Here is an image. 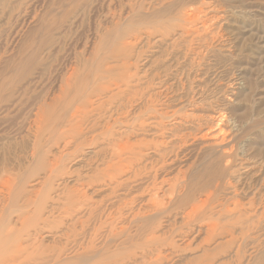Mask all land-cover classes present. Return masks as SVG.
Wrapping results in <instances>:
<instances>
[{
	"label": "rangeland",
	"instance_id": "1",
	"mask_svg": "<svg viewBox=\"0 0 264 264\" xmlns=\"http://www.w3.org/2000/svg\"><path fill=\"white\" fill-rule=\"evenodd\" d=\"M240 1L0 0V264L21 260L22 251L52 254L63 249L66 258L75 260L79 251L64 246L61 235L67 225L76 218L84 220L87 213L82 211L70 220L63 214L71 195L81 197L76 202L94 205L102 221L110 220L108 208L114 216L124 204L132 218L145 214L148 174L156 175L159 182L199 164L201 171L212 165L217 173V200L238 201L240 211L251 219L243 235L236 228L231 238L224 239L229 244L216 249L199 223L179 241L175 236L187 231L178 217L151 216L143 231L130 216L115 217L119 225L113 227L124 224L134 241L149 231L159 237L161 259L154 258L150 264H264V51H257L255 41L264 38V0ZM74 67L82 76V90L98 70L131 77L112 101L107 97L114 91L93 99L105 106L104 114L100 113L104 117L85 124L77 142L65 146L59 136L69 123L59 127L51 117L41 127L51 123L54 132L36 140L35 112L43 110L52 116L54 97ZM86 70L94 73L86 76ZM240 71L245 82L239 81ZM113 78L94 79L93 90H104ZM235 84L241 86L233 97ZM74 100L68 105L69 114L64 112L68 117L61 121L70 120ZM116 107L122 112H116ZM135 118L148 120L149 127L132 131L127 125ZM114 119L119 123L113 126ZM195 124L200 125L198 131ZM127 130L132 132L130 143L163 142L165 161L177 156L172 166L157 174L148 169L149 163L158 160L159 147L143 152V160L115 180L123 188L130 186V191H113L116 183L90 185L100 170H108L107 145L124 138ZM144 164L147 171L142 170ZM50 165L57 169L51 176ZM136 169L141 171L138 177L133 174ZM105 230L93 241L96 249L110 244ZM90 240L87 237L85 242ZM128 247L125 243L119 248Z\"/></svg>",
	"mask_w": 264,
	"mask_h": 264
},
{
	"label": "bare ground",
	"instance_id": "2",
	"mask_svg": "<svg viewBox=\"0 0 264 264\" xmlns=\"http://www.w3.org/2000/svg\"><path fill=\"white\" fill-rule=\"evenodd\" d=\"M229 1L235 2V1H240V0H229ZM255 41H257V44H258V47L256 48L257 51H264V38L256 37ZM115 57L116 56H113V59ZM118 61L120 62L122 60H118ZM22 66L23 64L20 67L19 66L17 67L21 68ZM19 68L17 70H19ZM110 70L111 69H109L108 71L106 70L107 72L103 70L104 73H101V74H100V71L98 70V74L95 77L90 76L91 73H94L93 72L94 70L92 71L86 70L85 72H83L85 73V75L87 74L86 76L89 75L90 79L87 78L89 80L87 81V84H86L87 86H85L84 88L85 90L84 89L82 90V87H83V82L81 81L82 76L79 73V71L75 69L74 67L73 72L70 74L67 81H65L64 86H61L60 94L57 97H54V100L52 102V107L50 108V112L52 116L46 115L43 110L35 112L34 119L32 121L33 128H36L35 139L41 140V137L44 133L48 131L50 133L54 132L55 127L51 126L52 125L51 123L49 125L47 124L44 125V129L41 127L42 123H44L46 120H48L51 117L52 123L53 124L58 123L59 127H61V125L63 127H67V123H69L68 130L60 134L59 136V140H63L64 143H66L65 146H68L71 143L77 142L78 137L81 135V128L85 124L91 121L94 123H97L96 117L99 119L100 117H104L102 116L104 112L101 110L104 109L105 106L102 103H99V101L97 103H94L95 101H93V99L99 98L100 96L106 94L107 92L114 91L115 94H111L109 95V97H107L109 101H112L115 97H117L119 94L122 93V90L124 91L127 85L126 80L131 77L129 76V77L124 78L122 74L115 75L111 73ZM112 70L114 71V68ZM116 70L118 71V69H115V72ZM104 75H107L109 78H112V77L114 78L109 80V83H108L109 85H107L108 87L104 88V90L94 91L95 90V89L93 90L94 79L98 78V79L104 80ZM243 77H245L243 75V71H240L239 76H238L240 80L239 79L238 80L241 81ZM235 81H237V78ZM242 81L245 82L244 80ZM239 85L241 86V84ZM239 85L235 84V88L232 89V91L234 92H230L232 94L230 93L229 94L232 96L235 95V92L239 91L240 89L238 88ZM243 85L245 84H242V86ZM78 89L80 90L79 91L80 96L76 95L78 92ZM244 89L246 90L245 87ZM73 98H75V100L73 101L75 104L73 115L71 116L69 121H66V122H64V120L61 121L66 116L68 117V115L64 117V112L66 113L68 112V105ZM123 110H125V108H123ZM160 111H158L160 114L159 116L165 119L166 115L163 113H160ZM102 112L103 114L100 115V113ZM116 112H122V110L116 107ZM144 113L148 114L149 110L146 109ZM121 115L122 113H120L119 116ZM109 118H112V117L110 116ZM61 122L66 123V125L64 123L61 124ZM112 122H113V126L119 123L118 119H114L112 120ZM147 122L148 120L144 122V121H141V119L135 118L127 126L132 131H135V130L145 131L146 128L149 127L148 125L149 123L147 124ZM153 125L158 126V124H153ZM194 127H196L198 131V129L200 128V125L198 124ZM110 129L111 128L108 127L107 133L110 132ZM42 130H45V132H42ZM128 131L129 130H127L126 133L124 134L126 135L124 138L110 141V143L107 145V147L109 148L108 170L106 171L100 170L98 174L96 175V178H94L93 180L89 182L90 185L100 183V185L107 187L111 184L116 183V186H112L113 191L119 188H121L122 191L123 190L130 191V186H125L123 188V184L121 182L117 183L115 182V180L118 177H120L125 171L127 172L130 169L133 170L134 167L137 166V164L143 160L144 158V156H142L143 152L151 151V150L157 151L159 147L160 149L158 152V160L156 161L155 164L149 163L148 169L151 171L155 170V174H157L159 172H166L172 166V163L174 162L173 159H176L177 156L175 155L174 157H172L173 159H170L169 157V159L165 161L167 154L162 149L163 148L162 146L164 145L163 142L158 143L157 141L156 142L138 141L135 143H130L128 139L130 135L132 134V132H128ZM159 132H160V135L158 136L163 138L165 135L164 132L161 130H159ZM206 132H207V129H206ZM156 133L158 132H155V134ZM167 139L169 138H166L165 141H167ZM47 143H49V141ZM207 163L205 164V166H208ZM210 164H213V163H210ZM191 166H189L186 171L180 172L175 178L168 179V180L161 179L159 180V182L157 180L158 178H156V175L150 177L151 173L148 174L149 176L147 177V180H151V182H150V185L147 186V189L149 191H146L148 199L145 201L147 205L145 214L144 215L135 214L133 215L132 218H131L132 213L126 210L127 205L124 204L121 209H116L114 216H113L114 211H112L113 209L108 208L106 214H107V217L110 218V220L102 221V217H100L101 213H99L98 209H95L94 205H91V206L86 205V202L84 201L76 202L74 201V199L75 198L81 199V197H78V195L77 196L71 195V198L67 199V202H65L62 208L63 214L66 215L68 219L70 220V217H72L73 219L77 215H79L80 212L82 211H86L87 213L86 218L84 220H77L79 218H76L73 222L70 223V225H67L68 227L65 229V232H62V235H61V237L65 241L64 246L75 247L77 248V251H79L76 259L73 260V259H68V257L66 258L67 255L64 254L63 249L56 251L52 254H46V253L25 254L22 251L20 252V255H24V257L21 258V260H15L16 262L14 261L15 262L14 264H150V261L154 258L157 260H160L161 259L160 256L162 255V252H160L157 247L159 246L158 244L161 243V240H159V237L157 236L155 237L154 234L150 233V231L147 233V235H145V237L142 236L139 240H135V241L129 235L126 234L125 232L126 230H124L125 227H123L124 224L120 225L117 228L119 229L118 230L119 233L115 232V230L117 229H115L114 227L119 225V223L117 224V221L114 218L115 217L121 218L122 216H128V217L130 216L133 223H137L138 228L141 231H143L146 228V225L148 223V218H150L151 216H158V217L166 216L165 218H168V219H171V217H174V218L178 217L183 223V226L185 225L183 229L187 231L186 233L182 235L180 234L176 235L175 237H177L178 240L179 238L182 239L184 237H188V235L193 233L195 230L193 228L194 226L193 224L199 223L202 225L200 226V228L204 226L205 234L208 236L207 237L208 242H214L216 249H220L223 245H228L229 241H226L224 239L227 237L231 238L236 228L240 229V234L243 235L244 231L248 229L247 225L249 224L251 219H248L245 216L247 213L245 214L240 211V203L238 201L234 200L230 203L229 202L220 203L217 200L216 191L218 190L219 185L215 181L217 177V173H213L212 168L210 167L212 165L206 167L204 171H201V167L203 165L199 164L196 167H193V166L191 167ZM53 167L54 165H50V167L47 168L50 176L53 175L57 171V169ZM142 170L147 171L146 164L143 165ZM61 171H63V169ZM140 173L141 171L139 169L138 170L136 169V171H134L133 173L135 174L134 177L140 176ZM138 181L141 182L142 181L141 178H139ZM80 187L84 188L85 186H80ZM86 187L89 188L93 186H86ZM11 191H13V189ZM192 195H193V198L191 199L190 203H188V200ZM8 197H9V193H8ZM134 198L133 199L130 198V203L134 201ZM182 203H184V206H185L184 208H183ZM25 204L29 205L30 201H27ZM14 210H17V209H14ZM176 210L178 211L176 212ZM20 211L21 210H18V213ZM2 222L3 221H1V223ZM139 223H144V225H139ZM92 224L96 225V227L94 226L95 227L94 229H91ZM113 225L115 226L113 227ZM102 229H106V230L108 229L107 237L110 240V244L101 249H96L93 245V241L96 240V238L99 236L98 235L99 231H101ZM174 233L176 234L177 230ZM120 235H121V238H119V240L116 241V238H118ZM87 237L91 239L89 242H85V239ZM232 240L233 239H231L230 241ZM115 241L117 243L119 242L118 246L114 245ZM125 243L129 244L128 248H119ZM131 251L134 253H129ZM123 252H126V253H123ZM14 254H17V253L15 252ZM126 254L127 256H125ZM135 259L139 260V262ZM2 263L9 264L7 263V261L5 262L3 261Z\"/></svg>",
	"mask_w": 264,
	"mask_h": 264
}]
</instances>
